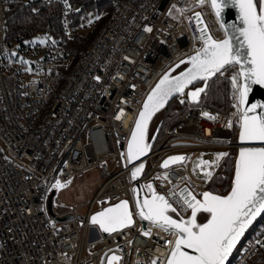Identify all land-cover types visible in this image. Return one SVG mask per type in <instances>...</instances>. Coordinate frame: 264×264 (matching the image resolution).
Returning <instances> with one entry per match:
<instances>
[{
    "label": "built area",
    "instance_id": "obj_1",
    "mask_svg": "<svg viewBox=\"0 0 264 264\" xmlns=\"http://www.w3.org/2000/svg\"><path fill=\"white\" fill-rule=\"evenodd\" d=\"M21 1L35 0H0V264H107L112 253L119 255L118 264H166L171 250L166 241L175 236L136 214L127 146L159 79L203 48L202 32L216 40L226 37L210 0H108L105 23L72 67L66 44L75 32L92 30L99 16L86 10L74 22L71 11L80 4L44 0L63 3V34L55 40L41 31L29 42L10 43L6 14ZM220 74L231 79L234 71ZM181 96L188 99L187 92ZM241 110L234 96L228 112L188 102L145 157L138 181L145 194L152 195L146 187L151 184L188 216L191 210L181 212L175 201L189 191L202 200L228 157L237 153ZM205 112L217 118L210 120ZM219 153L228 155L218 158ZM175 154L187 159L163 167ZM201 160L211 167H196ZM93 170L103 181L92 199L55 211L62 207L56 182L63 185ZM208 171L211 179H205ZM125 199L135 223L90 239L91 214ZM149 229L151 235H143ZM260 249L264 227L256 225L226 264H247Z\"/></svg>",
    "mask_w": 264,
    "mask_h": 264
},
{
    "label": "snow or ice",
    "instance_id": "obj_2",
    "mask_svg": "<svg viewBox=\"0 0 264 264\" xmlns=\"http://www.w3.org/2000/svg\"><path fill=\"white\" fill-rule=\"evenodd\" d=\"M205 2L206 0H198L199 4ZM210 3L217 16L221 15L225 7L238 4L242 26L233 24L231 31L239 35H226L224 39L216 40L202 32L200 38L204 41V46L196 52V55L190 57L192 68L180 76L169 79V76L165 75L160 80L136 120L128 145L130 162L147 155L151 147L147 143V125L151 116L165 105L169 97L174 93H183L193 81H207L217 73L232 69L234 74L231 76V82L236 90L233 96L237 99L238 106L247 103L251 84L264 85V0H210ZM195 15L199 22L200 13ZM147 31L151 29L148 28ZM228 31L229 29L225 28V32ZM234 40L237 41L235 45ZM245 48L246 51H243ZM245 64L249 66L245 68ZM237 65H240L238 72L235 71ZM240 77H243V82L240 81ZM206 88L207 83L190 91L188 95L193 101H197ZM256 107L257 105H252L240 111L241 140L264 141V112L259 116L249 115V112H254ZM203 114L210 120L217 118L207 112ZM227 155V153H219L217 157ZM186 159L187 157L184 156L169 157L164 161L163 167L167 168L170 163ZM201 165L211 167L210 162L202 160L196 167ZM143 169V163L134 166L131 178L137 179ZM211 177V171L205 173V179ZM62 186L59 181L54 185V187ZM146 187L152 192V198L137 199L136 214L142 220L149 221L153 226L175 236L174 241H166L171 245L166 264H226L246 229L258 216L264 214V148L240 150L234 186L229 195L219 196L204 192L201 194V200L189 191L182 200L175 201L181 212L191 210L187 219L183 216L174 219L168 213H177V207H173L163 195H158L151 184ZM184 191L186 190H182V193ZM201 212L210 216L205 223L197 222V214ZM92 223L99 225L104 232L112 233L129 227L135 221L129 202L122 200L95 214ZM143 235L150 236L151 229L144 231ZM185 248L192 249L195 254L185 251ZM119 259L120 257L113 255L108 264Z\"/></svg>",
    "mask_w": 264,
    "mask_h": 264
},
{
    "label": "trees",
    "instance_id": "obj_3",
    "mask_svg": "<svg viewBox=\"0 0 264 264\" xmlns=\"http://www.w3.org/2000/svg\"><path fill=\"white\" fill-rule=\"evenodd\" d=\"M67 3L80 4L77 11H71L74 22L86 10L93 11L99 16V23L92 30L86 33L75 32L73 38L66 44L69 54L68 66L72 67L81 50L87 48L92 43L95 35L105 23L111 5L108 0H67ZM62 8L63 3L60 1L46 2L44 0H35L15 3L14 7L6 14L7 41L16 43L27 40L29 42L41 31L48 32L50 36L58 40L64 32ZM54 71H60V69H55ZM198 85H202V82L194 86ZM232 97L233 85L230 77L218 74L210 80L206 92L201 97L200 104L221 112H228L232 107ZM181 100L184 102L181 103ZM188 102L187 97L183 98L181 95H178L159 112L162 115L159 137L170 122L180 117L186 111ZM235 137L236 139L238 138L237 132ZM236 156L237 153L234 152L228 157L220 173L212 181L210 188L214 192L226 194L230 190ZM256 225L264 227V217ZM247 264H264V249H260Z\"/></svg>",
    "mask_w": 264,
    "mask_h": 264
},
{
    "label": "water",
    "instance_id": "obj_4",
    "mask_svg": "<svg viewBox=\"0 0 264 264\" xmlns=\"http://www.w3.org/2000/svg\"><path fill=\"white\" fill-rule=\"evenodd\" d=\"M259 8H260V4L258 5V10H259ZM214 11H215V10H214ZM217 17L219 18V20H220L221 24L223 25V27L229 29V31L226 33L227 35H235V36H238V35H239L238 33H233V32L231 31V28H232V25H233V24H235V25H237V26H242V21H241V19H240V9H239L238 4H236V5H229L228 7H225L224 10H223V12L221 13V15H220V16H217ZM241 40H242V38H241ZM233 43H234V45H235V44L237 43V41L234 40ZM243 51H246V48L243 49ZM186 62L190 63V65H189L187 68H185L184 70H182V71H180V72L175 73V74L172 75V73H173V72H174L179 66L183 65V64L186 63ZM237 66L240 68V65H237ZM248 66H249L248 64H245V65H244L245 68H247ZM190 68H192V63H191L190 60H189V61H188V60H183V63H182V61H180L179 63L175 64L172 68H170V69H169V70H168V71H167V72H166V73H165V74L159 79V81L156 83V85L160 82V80H161L165 75H168V76H169V79H172V78H174V77L180 76L182 73L187 72ZM218 74H220V73H217L215 76H212V77L208 78L207 81L196 80V81H193V84L188 85V87L185 88L184 92H187V96H188V100H189V102H190V103H194V104H198V103L200 102V100H201V97H202L203 93H201V97H200V99L197 100V101H193V100L191 99V97L188 95V93H189L190 91L195 90V88L203 87V86L205 85V83H207V88H208V84H209L210 80H212L213 78H215ZM199 82H202V85H198V86L195 87L194 85H196V84L199 83ZM241 82H243V77H241ZM156 85L153 87V89L151 90V92L149 93V95L152 94L153 90L156 88ZM207 88H206V90H207ZM205 92H206V91H205ZM205 92H204V93H205ZM181 94H182V93H174L171 97H169V99H168V101L165 103V105H164L162 108H160L158 111H156V112L151 116V119L148 121V125H147V134H148V131L150 130V126H151V124H152V120H153V118H154V117H155L160 111H162V110H163V109H164V108L170 103V101H171L173 98H175L176 96L181 95ZM149 95H148L147 98L145 99L144 104L147 102V99H148ZM144 104H143V106H144ZM252 105H257V107H256V109H255L254 112H249V115H250V116H251V115H257V116H259L262 112H264V107H261L262 105H264V85H260V84H251V86H250V90H249V92H248V96H247V103H246L245 105H241V107H242V109H245V108H249V107H251ZM141 111H143V107H142ZM138 117H139V116H138ZM161 123H162V118L159 120V122H158V124H157V126H156L155 134H154V136H153L152 141L150 142L151 147H150V149L148 150L147 155L150 153V151H151V149H152V146H153V144H154L156 138L158 137V134H159V131H160V127H161ZM133 130H134V129H133ZM241 131H242V128H241V124H240V128H239V131H238V141H239L240 147H239L238 150H237V156H236V160H235L234 174H233L232 185H231L230 190H229L226 194L216 193V192H213V191H211V190H208L207 192H211V193H213L214 195H219V196H227V195H229V194L231 193V191H232L233 186H234L235 171H236V165H237V163H238V161H239L240 150H241L242 148H248V149L264 148V141H259V140H241V139H240V133H241ZM130 141H131V137H130L129 143H130ZM129 143H128V145H129ZM127 154H128V146H127ZM147 155L140 157L139 160H132L131 162L129 161V164L132 166V168H131V173H132V171H133L134 166H138L140 163H143V164H144V169H143L142 173L138 176V178L135 179V180L132 179L133 182L135 183V185H134V187H133V194H134V197H135V201H136V202H137V199L142 200V199H144L145 197H147V198H149V199L152 198V195H151V196H148V195L145 194L142 185L138 182V181L140 180V178L142 177L143 173H144L145 166H146V160H145V157H146ZM175 156H184V154L170 155V156H168L165 160H168L169 157H175ZM184 157H185V156H184ZM128 159H129V158H128ZM165 160H164V161H165ZM180 162H182V161H180ZM180 162L170 163L169 166L174 165V164H177V163H180ZM163 164H164V162H163ZM134 190H135V191H134ZM53 195H54V192H53L52 196L50 197V203H49V208H50V210H51V200H52ZM125 200H127V199H125ZM121 201H122V200H121ZM121 201H119V202H117V203H115V204H118V203H120ZM127 201L129 202V200H127ZM115 204H112V205H110V206H107V207H105L104 209L109 208V207H112V206H114ZM129 208H130V210H132V207H131L130 202H129ZM104 209H103V210H104ZM103 210H99V211L94 212L93 214H91V216H90V218H89V223H90V225H95V226L98 228V230H99L103 235H109V234H111V233L104 232V231L99 227V225H97V224H93V223H92V217H93L95 214H97L98 212H101V211H103ZM168 214L171 215V216H173L174 219H178L180 216H182V215H180L178 212H177L176 215L173 214L172 212H169ZM189 216H190V215H188V216H183V217H184V219H187ZM70 217H71L70 215H67V216H65V217H63V218H64V219H69ZM262 217H264V214H261L260 216H258V217L256 218V220L253 222V224L250 225L248 229H246L244 235H245L249 230H251L252 228H254V227L256 226L257 222H258ZM209 218H210V216H209L206 220H204L202 223H205ZM133 220H134V217H133ZM112 233H113V232H112ZM244 235H243V236H244ZM243 236H242V237L240 238V240L238 241L236 247L240 244V242H241ZM236 247H235V248H236ZM235 248L233 249V251L235 250ZM184 250H185V251H188V252H190V253H192V254H195L194 251H193L192 249H187V248H185ZM233 251H232V253H233ZM232 253H231V255H232ZM113 255H116V256L119 257V255H117L116 253H112V254H110L109 257H108V260H107V264H108V262H109V259H110ZM231 255H230V256H231ZM230 256H229V257H230ZM118 262H119V260H117V261H113L112 264H118Z\"/></svg>",
    "mask_w": 264,
    "mask_h": 264
},
{
    "label": "rangeland",
    "instance_id": "obj_5",
    "mask_svg": "<svg viewBox=\"0 0 264 264\" xmlns=\"http://www.w3.org/2000/svg\"><path fill=\"white\" fill-rule=\"evenodd\" d=\"M188 7L190 5H187ZM190 65V63L186 62L183 65L179 66L173 73H178L185 68H187ZM161 113H158L152 120V124L150 126V130L147 134V143L150 144V142L153 139V136L155 134L156 126L159 122V120L162 118ZM103 178L100 176L97 170H93L88 172L83 177H76L72 179L71 181L63 184L62 187L59 188L57 197L59 205L62 207H55V211H61L68 207H74L78 206L88 200H91L94 193L96 192L97 188L102 183ZM80 214H84L86 211V207L80 208L79 210ZM174 214V213H173ZM177 213H175L176 215ZM191 212L189 213V215ZM209 217V214L207 213H198L197 214V222L202 223L204 220H206ZM100 235H103L98 228L95 225H90V239H95L99 237Z\"/></svg>",
    "mask_w": 264,
    "mask_h": 264
},
{
    "label": "flooded vegetation",
    "instance_id": "obj_6",
    "mask_svg": "<svg viewBox=\"0 0 264 264\" xmlns=\"http://www.w3.org/2000/svg\"><path fill=\"white\" fill-rule=\"evenodd\" d=\"M211 191H213L211 188H210ZM214 192V191H213Z\"/></svg>",
    "mask_w": 264,
    "mask_h": 264
}]
</instances>
